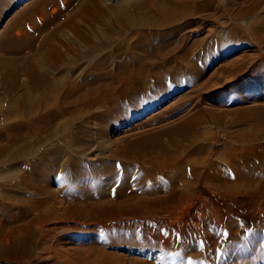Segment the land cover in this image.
<instances>
[{"label": "bare ground", "instance_id": "obj_1", "mask_svg": "<svg viewBox=\"0 0 264 264\" xmlns=\"http://www.w3.org/2000/svg\"><path fill=\"white\" fill-rule=\"evenodd\" d=\"M105 1L82 0L63 22L70 31L51 30L41 36L51 20L34 19L24 11L25 21L15 35L9 36L11 26L1 34L0 51L10 56L0 58V85L7 98L5 104L0 103V117L6 115L0 118V124L6 125L0 132V157L5 154L10 161L0 165V180L6 182L18 173L24 166L22 156L40 150L43 142H52L55 150L41 149L39 158L30 164L31 172L21 175L15 187L0 184V264H29L25 258L36 248L54 255L56 245L50 243L58 239L51 234L77 226L87 229L91 237L77 247L66 241L64 245L72 246L61 248L85 259L76 264H115L112 256L117 252L107 248L125 245L202 256L196 264H240L243 247L264 240L259 222H239L207 206V220L200 211V221L192 222L202 240L198 246L187 231L189 224L184 223L188 208L184 201L196 183L205 184L211 190L237 195L236 201L245 196L264 213L262 103H229V108L218 109L211 104H220L207 102L210 106L182 114L188 105L194 109L202 99L181 94L174 106L148 121L126 124L119 132L129 133L112 138L116 149L108 150L107 156L101 153L88 167H80L78 155L88 156L94 139L106 137L109 126L140 116L147 110L146 100L184 78L185 68L192 69L194 60L201 57L203 41L199 37L191 40V36L204 21L200 13L214 8L209 0H110V6L102 4ZM261 22L264 25V20ZM67 35L80 40L77 49L72 45L75 38ZM61 41L68 44L66 48L60 47ZM231 44L228 38L222 45ZM22 52L26 54L18 57ZM235 69L223 67L228 74ZM194 89V93L200 92ZM224 113L231 114L228 121L223 120ZM177 116L175 121L165 122ZM208 117L229 126L244 124L227 134L231 152L240 153L234 155L237 163L232 158H213L218 148L211 147L213 143L206 138ZM159 122V126L149 127ZM62 155L68 157L69 164H61L60 170L64 167L77 175L64 193L67 202L50 187L51 159ZM113 160L118 164L110 162ZM153 174L165 175L150 183L144 181V176ZM81 179L85 181L81 183ZM206 222L215 228L214 233L205 231ZM189 235L191 241H186ZM44 254L40 253L38 260L47 259L46 264H70Z\"/></svg>", "mask_w": 264, "mask_h": 264}, {"label": "rangeland", "instance_id": "obj_2", "mask_svg": "<svg viewBox=\"0 0 264 264\" xmlns=\"http://www.w3.org/2000/svg\"><path fill=\"white\" fill-rule=\"evenodd\" d=\"M49 1L51 2H48V0H8V1L0 0V37L2 32L7 26L8 27L11 26L12 29L11 31L8 32L10 33L9 36L15 35L16 31L19 30L18 27L23 25L27 13L30 14L34 19L37 18L38 20H40V19L48 18L49 20H51V23L45 27L41 36H44V34L48 33L51 30H55L56 32L57 31L62 32V30L70 31L71 29H69L68 26L63 25V22L67 19V17L70 16V14L74 11V9L78 7V5L82 0H79L78 2L77 0H49ZM209 1L213 2L214 8H212V10L206 9L204 10L203 13H200L204 21L199 26L198 31L191 36V40H193L195 37H199L203 41V42L201 41L202 47L200 46L202 48L201 57H198L194 60L195 65L192 67V69L185 68V72L183 74L184 78H181L172 87L168 86L165 91L155 94L152 97H150L148 100H146L144 102L145 103L144 105L147 107V110L144 111L140 116L138 115L136 117H133L129 119L127 122H122L117 126L116 125L109 126L106 137L94 139L95 143L92 152H90L88 156L78 155L81 156L79 157V159L80 158L81 159L78 161L81 168L83 167L86 168L89 166V164L94 163L95 159L101 153L107 156L109 155L108 150L116 149V145L113 142L112 138H116L122 136L123 134L129 133L123 131L119 132L122 129L126 128V124L140 123L145 120L148 121L149 120L148 117L160 112L161 110L165 111L166 109L168 110L169 108L174 106L181 97V94L183 95L188 94L192 96L196 94L195 96H197L196 97L197 99L200 98L202 99V101H200L199 104L196 107H194V109L191 108L192 110L188 105L187 109L184 110L182 114L197 111L198 110L197 108L210 106L211 103L220 104L218 105V107L213 106L211 104L212 107L218 109L221 108L227 109L229 108V105L232 103H236V104L242 103V105L244 106L257 104V103H262L264 105V25L261 22L262 20H264V0H209ZM62 3L65 4L66 6L63 5ZM102 4L106 6H110L112 2L108 0L103 2ZM24 11H27V13L25 12L26 13L25 14ZM52 11H54V13ZM41 36L40 39L42 38ZM67 36L68 38L69 37L75 38L76 44L72 43V45L77 49L78 48L77 45L80 42V40L77 37H71L70 35ZM224 36L226 37L224 38ZM228 38L231 39L232 44L230 46L224 47L222 45L223 41ZM64 43L66 44L65 41L63 42L61 41L60 43V47L62 49L66 48L68 45V44L65 45ZM22 53L19 54L18 57L20 56L22 57L24 56V54H26L25 52ZM9 56L10 55L7 54V52L0 51V58L1 57L6 58ZM226 65H228L229 67L236 68L235 73L233 72L232 74H228L227 72H225L223 70V67ZM23 77L24 75H21V81ZM149 84H152V82L151 83L149 82ZM209 87L210 89H208ZM194 88L197 89L196 91L199 90L200 92L194 93L195 92ZM207 89L209 92L207 91ZM178 95L180 96L178 97ZM241 95L242 96L244 95L246 101L245 100L242 101L240 99L242 98ZM6 101L7 98L4 97V91L0 85V103L2 102L5 104ZM207 102L208 103L211 102V103L207 104ZM2 112L4 113L5 109L2 110ZM1 116H3L2 118L0 117L1 119H4L6 117L5 114H2ZM178 117L179 116L173 117L165 122L168 121L173 122L176 119H178ZM230 117H231L230 113L223 114V120L227 119L228 121ZM92 121L95 122V120ZM206 122H207L206 138H209V142L213 143L211 147L213 148L216 147L219 149V150L217 149L216 151H221L220 153L216 151L213 152V158L218 160H222L224 158L226 160V158L228 159L230 158L229 161H232V159L234 160L237 159L234 157V155L237 154L236 156H239L240 153L235 154L233 150L231 152L229 147V142L226 141L228 140L227 134L228 131L242 127V125L244 124L242 125L233 124L229 126L226 125V123H224V121L222 120L217 121L215 119L213 120L210 117L206 118ZM91 124L94 125L95 123H91ZM102 125L104 124L101 125L97 124L96 126L95 125L94 126L100 127ZM159 125L160 122L150 124L149 127L155 128ZM1 127L5 130L6 129L5 123L4 124L2 123V125L0 124V132L4 131L3 129H1ZM49 142L50 141L43 142L40 148L48 149V151L50 150V152L53 153L55 149L52 150V148H54L52 147V145L54 144H52V142L50 143ZM207 146H209V144ZM219 147H221L222 149ZM238 147L242 148L240 146ZM224 149L227 150L224 151ZM40 150H34L31 154H26L22 156L20 162L23 161L24 166L20 168V170H18V173L14 174L11 179L8 178L7 179L8 181H6V178L5 180H3L6 182H2V180H0L1 181L0 184L3 183L2 184L3 188H9L11 186L15 187L16 185L14 183L16 181L18 182L17 179L21 175L26 173L29 174L31 172L30 164H32L34 160H37L39 158L38 155L40 154ZM205 155L207 157L208 153H205ZM9 161L10 159H8V157L5 154H3L0 157V165H5ZM110 162L113 164H118L117 160H113ZM50 163H51L50 165H52L51 168H53L51 171L49 169L50 174H52L50 178L51 179L50 187L58 192L59 198L62 197L64 201L66 200L67 202V198L64 196V193L68 189L67 188L68 184L73 182L74 179L76 180L77 175L74 176L73 172L70 173L69 171L65 170L66 168L64 169V167L69 164L68 157L66 155H62L61 158H57V159L53 158L51 159ZM61 164L64 166L62 170H60V167L62 166ZM55 167H57L56 168L57 170L55 169ZM136 167L138 166H135V169ZM30 175H34V174L31 173ZM164 175L153 174L152 177L144 176V181L148 180L147 183H150L154 178H158L160 180L164 177ZM82 181H85V179H81V183ZM81 183L79 184V186L83 185ZM62 187L65 190L61 189ZM236 196L237 195L235 194L230 196L229 194L225 193L223 190H219V189L211 190L205 184L199 186L198 183H196L194 185V189L190 193V196L188 198L189 200L186 199L184 201L185 204L184 206L188 207L186 208L184 223L189 224L188 227H186L187 231L192 235L193 238H195V241L197 240L196 244L198 246H201L202 240H201V236L198 233H196V229L193 227L192 222L200 221V217L198 215L200 211L202 214L201 217L207 220L206 219L207 206H211L214 209H218L220 211V214L223 216H227V217L229 216V218L231 219H234L239 222L243 221V223L246 224L253 225V222L257 220V222H259V224L261 225L259 226L262 230V233H264V213L260 212L258 209H256V207L250 205L248 198L246 199L245 196L241 198L242 200L240 199L238 201H236L235 199ZM205 227H206L205 231L207 230V233L211 234L215 232V228L209 222L205 223ZM59 231L60 230H56L54 233L51 234V237L58 239V241L54 240L52 241V243H50L48 242L49 241L48 238L46 241L47 245L49 243L51 246L56 245L55 246L56 254L48 256L49 255L47 253L48 250L45 249L40 250L39 248H36L35 253L32 256L25 258V261H29V264H46V261H48L47 259H45L46 261L38 260V255L43 252L44 253L46 252L44 256L48 259L56 257L58 260L68 262L70 264H76L82 260H85L83 257L80 256V254H66L64 251H62V249L63 248L65 249L67 246H72V244L64 245L66 241L75 243V245L73 244V246L76 247L79 246L80 244L83 245L84 243H86L87 240L91 237L88 230L84 229L81 226L78 229L77 226V228L74 227L73 229H70L67 232L63 230H61L60 232ZM182 237H183V233L181 235V238ZM224 238L225 240L227 239L226 237ZM43 240L44 239H42V241ZM186 241H191L190 235L188 236V238H186ZM144 248L146 247L125 245L120 248L114 247L111 249L110 248L107 249L109 251L113 250L117 252L116 256H112L117 264H139L137 262V259L145 260L153 264H196V262H199L202 259V256L200 255L193 256L192 254V256L189 257L190 255L185 256L176 252L175 250L167 249L163 247L148 248V249H144ZM58 249L61 251H59ZM233 249L234 251L233 250L232 251L235 252L237 248L235 247ZM254 250L260 253L253 252ZM231 253L232 252H230V255ZM81 254L84 255L86 254V252L84 251ZM242 255L243 256H241L242 260L240 261V264H242L244 261L246 262V264H264V240L261 239L251 242L250 244L248 243L246 247H243ZM228 256H229V252H228Z\"/></svg>", "mask_w": 264, "mask_h": 264}]
</instances>
